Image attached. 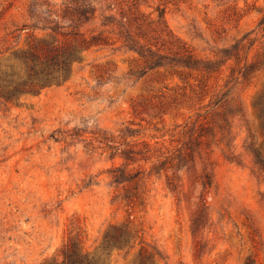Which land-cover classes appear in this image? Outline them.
I'll use <instances>...</instances> for the list:
<instances>
[{"label": "rangeland", "instance_id": "rangeland-1", "mask_svg": "<svg viewBox=\"0 0 264 264\" xmlns=\"http://www.w3.org/2000/svg\"><path fill=\"white\" fill-rule=\"evenodd\" d=\"M28 1L0 0V57L16 39L23 45L45 34L8 35L26 21ZM116 1H134L154 19L161 11L174 38L198 59L220 60L208 86L228 84L243 106L229 116L230 145L219 141L216 127L179 169L149 174L161 155L200 132L203 117H214L215 110L205 114L211 93L201 95L195 71L184 81L164 69L128 78L138 56L119 42L88 48L66 81L17 101L0 99V264L61 259L72 237L93 251L121 224L137 238L128 252L112 251L111 264H132L143 246L160 251V264H264V170L251 152L264 158V127L254 105L264 69L247 81L236 78L264 44L258 26L264 0ZM99 23L93 20L91 29ZM237 43L239 61H225L221 51ZM123 150L133 151L129 160ZM116 168L130 179L141 173L117 183ZM204 168L212 173L211 187L202 186ZM137 191H144L142 201L128 205L124 195Z\"/></svg>", "mask_w": 264, "mask_h": 264}, {"label": "trees", "instance_id": "trees-1", "mask_svg": "<svg viewBox=\"0 0 264 264\" xmlns=\"http://www.w3.org/2000/svg\"><path fill=\"white\" fill-rule=\"evenodd\" d=\"M123 4L124 1L116 0H29L26 21L20 26L17 25L18 27L8 35L26 29H38L45 31V34L32 35L23 45L16 39L15 44L5 47L2 51V54L8 53L0 57V99L7 102L17 101L24 95L40 93L48 86L60 84L70 78L74 65L82 60L83 53L88 48L119 42V47L138 56L137 63L127 73L128 78L138 81L151 70L164 69L184 81L189 71H195V81L201 95L206 97L211 93V101L205 106L210 109H206L205 114L215 110L211 120L207 115L203 117L205 122L201 124L197 135L190 134L181 146L161 155L160 159H157L161 162L151 166L149 174L158 168L164 169L165 172L174 170L175 167L179 169L181 163L200 148L203 137L209 136L208 134L215 136L213 129L216 127L221 134L219 141L229 147L232 127L229 116L243 112V106L235 89L228 87V84L208 86L209 75L218 71L220 60L198 59L191 50L174 38L161 11L158 18L154 19L145 15L134 1L125 6ZM97 18L100 20L96 26L98 30L96 27L91 29L90 23ZM258 26L264 31V11ZM255 41L251 42V46ZM240 45L241 43H237L221 51L225 61L232 58L239 61ZM263 69L264 44L253 58L245 59L236 78L247 81L254 73ZM254 105L258 108L264 127V87L254 100ZM134 143L132 145H135ZM251 152L256 164L264 170L262 155L255 149ZM131 153L133 151H122V155L128 160ZM112 172V177L117 183L131 181L141 173L136 172L130 179L125 177V171L121 168ZM166 177L168 187L174 191L176 184L173 177L168 174ZM201 179L203 188L212 186L211 171L204 168ZM142 193L144 191L128 193L124 195L123 200L128 205H135V202L142 201ZM198 216V220L202 221V211ZM193 225H197V218L193 219ZM134 236L129 225H113L93 251L86 249L79 237H72L63 247L61 259H46L41 264H111V252L123 249L128 252L134 246L137 238ZM162 259L160 251L155 248L149 250L143 246L132 264H160ZM245 264H251V260L248 259Z\"/></svg>", "mask_w": 264, "mask_h": 264}]
</instances>
